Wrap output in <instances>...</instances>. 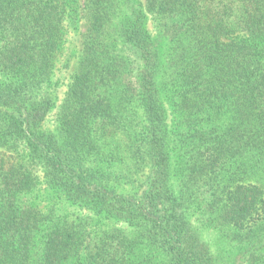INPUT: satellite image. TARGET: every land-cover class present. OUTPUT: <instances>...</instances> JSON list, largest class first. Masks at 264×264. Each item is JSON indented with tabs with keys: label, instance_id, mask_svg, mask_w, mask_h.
<instances>
[{
	"label": "trees",
	"instance_id": "16d2710c",
	"mask_svg": "<svg viewBox=\"0 0 264 264\" xmlns=\"http://www.w3.org/2000/svg\"><path fill=\"white\" fill-rule=\"evenodd\" d=\"M202 229L264 264V0H0V264H220Z\"/></svg>",
	"mask_w": 264,
	"mask_h": 264
},
{
	"label": "rangeland",
	"instance_id": "374dc122",
	"mask_svg": "<svg viewBox=\"0 0 264 264\" xmlns=\"http://www.w3.org/2000/svg\"><path fill=\"white\" fill-rule=\"evenodd\" d=\"M82 30V29H81ZM83 31V30H82ZM80 30L76 34L72 33L68 37V42L64 47L61 55H59L57 69L55 70L52 83L53 91L57 107L62 103L65 93L67 92V86L71 82V74L74 71L78 54L80 52ZM69 63V68H65V65ZM58 109L55 108L52 113L47 117L44 124V128L47 131L55 132L56 128V115ZM39 174V172H37ZM197 221L194 224L197 225ZM201 236L203 241L210 247L213 255L217 258L220 264H242L241 246L230 243L222 239L219 233L213 229H202Z\"/></svg>",
	"mask_w": 264,
	"mask_h": 264
}]
</instances>
